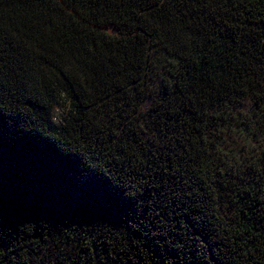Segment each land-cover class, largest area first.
Instances as JSON below:
<instances>
[{"label":"trees","instance_id":"16d2710c","mask_svg":"<svg viewBox=\"0 0 264 264\" xmlns=\"http://www.w3.org/2000/svg\"><path fill=\"white\" fill-rule=\"evenodd\" d=\"M151 50L183 122L163 147L101 119L135 113ZM236 96L264 102V0H0V264H264L263 202L223 214L206 137Z\"/></svg>","mask_w":264,"mask_h":264},{"label":"rangeland","instance_id":"374dc122","mask_svg":"<svg viewBox=\"0 0 264 264\" xmlns=\"http://www.w3.org/2000/svg\"><path fill=\"white\" fill-rule=\"evenodd\" d=\"M110 33L113 32L110 28ZM175 62L157 50H151L141 90L143 100L133 114L132 108L119 107L102 120L115 121L132 115L150 140L159 146L174 142L182 132L183 122L172 113L178 110L179 100L172 92ZM154 107V110H150ZM118 114V115H117ZM62 107L53 110L58 124ZM206 137L211 150L215 190L222 212L229 217L236 209L238 192L249 188L258 193L264 206V102L254 107L252 101L236 96L214 106L210 111ZM103 145L96 147L97 151ZM240 199L239 202H243Z\"/></svg>","mask_w":264,"mask_h":264}]
</instances>
